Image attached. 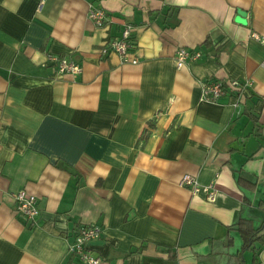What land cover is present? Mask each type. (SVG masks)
I'll use <instances>...</instances> for the list:
<instances>
[{
	"label": "crops",
	"instance_id": "crops-1",
	"mask_svg": "<svg viewBox=\"0 0 264 264\" xmlns=\"http://www.w3.org/2000/svg\"><path fill=\"white\" fill-rule=\"evenodd\" d=\"M39 2L0 0V264H73L91 224L100 264H241L230 227L264 223V0ZM125 24L138 62L101 57ZM179 46L203 55L177 68ZM232 77L250 81L241 95L202 100L204 81ZM187 173L215 198L180 186ZM21 189L39 198L35 221L16 212Z\"/></svg>",
	"mask_w": 264,
	"mask_h": 264
},
{
	"label": "built area",
	"instance_id": "built-area-1",
	"mask_svg": "<svg viewBox=\"0 0 264 264\" xmlns=\"http://www.w3.org/2000/svg\"><path fill=\"white\" fill-rule=\"evenodd\" d=\"M45 5V0H40L38 3V11H41ZM88 16L97 26H106L110 20L109 12L99 4L90 3ZM133 27L130 24H125L121 30V34L111 38L100 49V56L106 57L111 52L118 53L123 61L138 62V57H131V53L137 46L136 38L133 34ZM253 36L264 44V36L256 32ZM203 55L201 50L179 46L175 53V63L177 68H182L188 65L189 62L201 58ZM49 61L53 62L54 67L58 72L78 74L82 72L80 62L69 58L65 55H49ZM246 84L250 81L242 82L239 78L232 77L227 79H212L204 81L202 84V100L217 101L222 95L232 93L241 95ZM179 185L189 188L194 194L205 191L208 194V199L215 198L216 190L212 185H202L197 177L191 174H184ZM16 201V212L24 216L28 221H35L40 213L38 206V196L25 189H21L14 195ZM102 233V228L96 224L82 226L75 235V240L70 244L69 251L77 258L73 264H100L101 257L94 254L91 248V241L99 238Z\"/></svg>",
	"mask_w": 264,
	"mask_h": 264
},
{
	"label": "trees",
	"instance_id": "trees-1",
	"mask_svg": "<svg viewBox=\"0 0 264 264\" xmlns=\"http://www.w3.org/2000/svg\"><path fill=\"white\" fill-rule=\"evenodd\" d=\"M262 204L264 205V201ZM232 228L239 231L243 241L242 247L235 256L239 257V260L241 261L244 250L246 248H250L254 253L253 264H258L259 252L264 246V223H262L260 226H255L251 219L242 217L230 227V229ZM231 238L232 237H229L228 246L232 245ZM257 243L259 244L257 245Z\"/></svg>",
	"mask_w": 264,
	"mask_h": 264
},
{
	"label": "rangeland",
	"instance_id": "rangeland-1",
	"mask_svg": "<svg viewBox=\"0 0 264 264\" xmlns=\"http://www.w3.org/2000/svg\"><path fill=\"white\" fill-rule=\"evenodd\" d=\"M242 239H238V242H237V245H235L234 248H232V252H235L237 251V249H240L242 247ZM259 243H257L258 245ZM253 257H254V253H253V250L250 249V248H246L243 252V255L241 257V264H253Z\"/></svg>",
	"mask_w": 264,
	"mask_h": 264
},
{
	"label": "water",
	"instance_id": "water-1",
	"mask_svg": "<svg viewBox=\"0 0 264 264\" xmlns=\"http://www.w3.org/2000/svg\"><path fill=\"white\" fill-rule=\"evenodd\" d=\"M238 15L239 17H237V20L244 23L245 21L243 18L246 16V12L242 9H238Z\"/></svg>",
	"mask_w": 264,
	"mask_h": 264
}]
</instances>
